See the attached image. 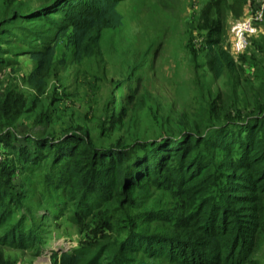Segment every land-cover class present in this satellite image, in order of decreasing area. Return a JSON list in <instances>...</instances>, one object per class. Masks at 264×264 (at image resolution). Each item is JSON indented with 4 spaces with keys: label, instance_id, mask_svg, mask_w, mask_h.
Segmentation results:
<instances>
[{
    "label": "rangeland",
    "instance_id": "374dc122",
    "mask_svg": "<svg viewBox=\"0 0 264 264\" xmlns=\"http://www.w3.org/2000/svg\"><path fill=\"white\" fill-rule=\"evenodd\" d=\"M241 1L243 13L253 0ZM206 2L123 0L117 6L121 25L94 33L78 53L65 37L58 42L51 26L10 21V11H5L11 4L27 13L43 0H0V21L15 34L10 39L0 33V48L8 52L0 62V186L13 200L12 220L1 232L22 222L20 228L37 239L28 251L0 247L2 260L25 264L38 256L51 262L54 255L78 248L82 240L79 227L68 220L74 206L67 199L69 193L80 196L82 187L72 183L62 190L65 160L59 164L57 153L37 154L31 138L58 143L69 133H79L94 149H106L118 142L176 136L185 125H201L207 136L222 126L236 132L232 123L245 124L255 114L250 91L264 82V31L252 37L242 53H229L235 71L226 70L216 80L204 58L205 33L197 28ZM234 21L228 17L227 31ZM27 29H39L40 39L57 46L41 94L27 82L35 66L21 54L27 47L19 41ZM225 48L231 52L228 42ZM168 201L153 191L138 200L132 214L164 208ZM258 257L264 261V244Z\"/></svg>",
    "mask_w": 264,
    "mask_h": 264
},
{
    "label": "trees",
    "instance_id": "16d2710c",
    "mask_svg": "<svg viewBox=\"0 0 264 264\" xmlns=\"http://www.w3.org/2000/svg\"><path fill=\"white\" fill-rule=\"evenodd\" d=\"M121 1L43 0L27 13L11 4L5 11L10 21L51 26L58 42L65 37L79 53L94 33L121 25ZM242 9L241 0H207L200 10L197 28L205 33L204 58L216 80L226 70L235 71L225 48L226 25L229 16L239 19ZM5 23L0 21V33L14 39ZM25 33L19 43L27 49L21 54L35 63L28 86L41 94L57 46L40 39L39 29ZM3 51L1 63L8 53ZM250 92L255 114L245 124L232 123L236 132L222 126L207 136L201 125H185L176 136L118 142L106 149H94L79 133L58 143L31 138L37 154L57 153L56 163L65 160L62 190L72 183L82 187L80 196L67 198L74 206L68 220L79 227L82 240L78 248L54 255L52 264H264L258 257L264 244V82ZM153 191L170 201L164 208L132 214L138 200ZM12 205L0 186V247L31 250L37 239L20 228L22 222L1 232L12 220ZM0 264L11 263L0 257Z\"/></svg>",
    "mask_w": 264,
    "mask_h": 264
},
{
    "label": "built area",
    "instance_id": "2783aa9c",
    "mask_svg": "<svg viewBox=\"0 0 264 264\" xmlns=\"http://www.w3.org/2000/svg\"><path fill=\"white\" fill-rule=\"evenodd\" d=\"M257 4L250 14L235 20L228 29L230 51L233 55L242 53L252 37L260 33V26L264 24V0H256Z\"/></svg>",
    "mask_w": 264,
    "mask_h": 264
},
{
    "label": "crops",
    "instance_id": "0c3cea01",
    "mask_svg": "<svg viewBox=\"0 0 264 264\" xmlns=\"http://www.w3.org/2000/svg\"><path fill=\"white\" fill-rule=\"evenodd\" d=\"M256 4H257L256 0H253L252 4L248 3L247 8H246V6L244 7L245 9L243 10V14L240 18H244V17L248 16L250 14V12L255 8ZM263 25L264 24H262L260 26V33H261V31H264L262 29ZM15 264H22V263L16 262ZM25 264H52V260L50 262L46 258H43V257L38 258V256H37V257H35V259H32L31 261H28Z\"/></svg>",
    "mask_w": 264,
    "mask_h": 264
}]
</instances>
